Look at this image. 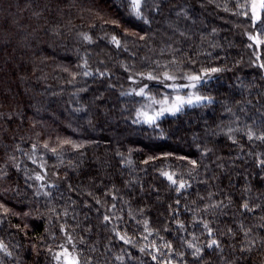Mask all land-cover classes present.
<instances>
[{
  "label": "trees",
  "instance_id": "1",
  "mask_svg": "<svg viewBox=\"0 0 264 264\" xmlns=\"http://www.w3.org/2000/svg\"><path fill=\"white\" fill-rule=\"evenodd\" d=\"M243 2L147 0L137 18L128 0H0V264H57L61 245L80 264H264V143L245 127L264 45ZM212 68L193 88L212 103L134 122ZM212 238L223 252L195 260L187 244Z\"/></svg>",
  "mask_w": 264,
  "mask_h": 264
},
{
  "label": "snow or ice",
  "instance_id": "2",
  "mask_svg": "<svg viewBox=\"0 0 264 264\" xmlns=\"http://www.w3.org/2000/svg\"><path fill=\"white\" fill-rule=\"evenodd\" d=\"M132 13L137 17V18H143V7L146 6L147 0H128ZM242 9H246L245 11L242 12V14L246 17H250V20L253 24V27L257 26V23L259 22V31L255 35H249V40L253 41V44H250L249 47H253L255 45L257 48H260V46L264 45V39H261L262 36H264V0H244L243 3L239 5ZM145 23H147V20H145ZM85 40L91 41V37L88 35H84L83 37ZM143 38V37H142ZM112 42L115 43L117 46H119L120 42L116 39L115 36L112 37ZM260 59V56L257 55V60ZM260 68H264V63H260L258 65ZM220 69L218 68H212L210 71L205 70L204 75L201 76L199 74L196 75H189V76H184L182 77L183 79H186L189 81L188 84H165V87L172 88L173 91L177 92V95L172 97L171 99L168 96H165L161 100H157L155 97L149 96L148 99L151 101L153 104H159L160 108L159 110L154 111V114L149 115L147 112L141 110L137 111V120L134 122H143L147 123L149 125H154L156 124V121L163 117L166 113L171 114V115H176L177 113H180L183 111V109L188 106V107H197V106H202L204 105L205 101L208 103H212V99L210 97L204 96L200 94L199 92H194V93H188L186 95H180L179 94V89L181 88H196L199 83H201L206 77H209L211 73H216L219 72ZM87 71H85L84 75H89ZM103 75V73H101ZM147 80H159V77L154 76L152 73H148L145 77ZM177 79L176 76L174 75H169L167 72L164 73L163 80L160 82L163 83L164 81H175ZM147 88V85H144L139 88V90H133V92L130 93H122V95H132L133 93L137 96L144 97L147 95L145 89ZM143 118L141 121L140 118ZM238 119V117H237ZM252 120L253 124L255 125V129L252 127V125H245V127L248 129L246 133V137L248 141H253L257 140L260 141L261 143H264V113H260V110H257V115H254L250 117ZM257 121H259L257 123ZM257 129L260 131L258 132ZM229 131H232V129H229ZM235 142V141H234ZM65 143H70L69 141H65ZM45 148L48 146L45 144ZM73 147H80L78 145H73ZM55 151V149H53ZM193 165H196V161H190ZM259 164L261 166H264V160H260ZM162 175L167 177V179L171 182L173 185H178L176 188V191L179 192L181 189H185L187 187H190L186 182L184 181H177L174 178L175 174H170L168 172H162ZM36 180H43L44 177L41 175H36L35 177ZM45 195H48V193H44ZM179 203V201H177ZM211 207H216L219 208L221 207V204H215L211 205ZM243 209L246 211H252L251 208H249V205L247 203H244L242 205ZM104 219L107 221L109 217L105 216ZM178 227L183 228V224H179ZM204 229H206L207 234L209 237L213 236V229L209 227L208 223H203ZM232 230L229 229V232ZM245 237L248 236V232L244 233ZM120 239L124 241V243H130L131 241L126 239L124 236H121ZM71 240V237H69V241ZM74 249V245L72 246ZM167 247L171 248V245H167ZM187 247L189 249H193L191 255L193 258L197 261L203 259V251L204 248L207 249H215L218 250L219 252H223V246L221 242L216 239L212 238L207 244L204 245V247L197 246L193 243H188ZM153 248H155V244H153ZM249 249H241V251H245ZM0 251H5L7 252L6 247L3 244H0ZM141 252H145V248L140 249ZM156 251L158 252L159 249L157 248ZM10 254V253H9ZM54 259L57 261V264H80L79 256L74 255L73 251H71L69 248L61 245V251L56 253L54 256ZM118 259H121L118 257ZM152 259L155 261L157 260L156 255H152ZM170 264V262H169Z\"/></svg>",
  "mask_w": 264,
  "mask_h": 264
},
{
  "label": "rangeland",
  "instance_id": "3",
  "mask_svg": "<svg viewBox=\"0 0 264 264\" xmlns=\"http://www.w3.org/2000/svg\"><path fill=\"white\" fill-rule=\"evenodd\" d=\"M194 92H196L193 88H183L182 90H181V92L179 93L180 95H186V94H188V93H194ZM201 94V93H200ZM177 95V94H176ZM170 99L172 98V97H174L175 95H173V96H170V95H167ZM205 96V95H204ZM161 100V99H160ZM156 110H159V108H160V105L159 104H156Z\"/></svg>",
  "mask_w": 264,
  "mask_h": 264
}]
</instances>
